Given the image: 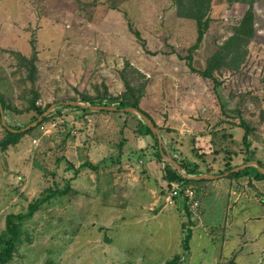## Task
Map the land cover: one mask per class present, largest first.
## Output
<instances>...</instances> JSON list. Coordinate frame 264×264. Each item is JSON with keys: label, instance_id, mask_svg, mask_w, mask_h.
<instances>
[{"label": "rangeland", "instance_id": "1", "mask_svg": "<svg viewBox=\"0 0 264 264\" xmlns=\"http://www.w3.org/2000/svg\"><path fill=\"white\" fill-rule=\"evenodd\" d=\"M211 4L208 30L193 50L197 23L179 15L177 0H0V97L8 106L0 143L7 128L25 129L55 106L45 130L32 128L0 147V236L9 215L42 200L20 223L7 264H165L177 254L181 264H235L216 260L234 243L222 248L199 234L189 253L190 212L146 194L141 151L125 163L122 120L144 131L137 115L67 104L118 109L136 97L161 130L171 117H181L185 128L233 135L248 126L256 146L249 157L259 147L264 156V0L253 1L254 37L222 51L223 67L213 79L202 72L250 4ZM234 147L232 155L244 151Z\"/></svg>", "mask_w": 264, "mask_h": 264}, {"label": "crops", "instance_id": "2", "mask_svg": "<svg viewBox=\"0 0 264 264\" xmlns=\"http://www.w3.org/2000/svg\"><path fill=\"white\" fill-rule=\"evenodd\" d=\"M180 118L173 119L171 117L169 120L167 119V122H163L166 129L159 131L165 146H170L175 156L187 162L191 168L197 167L199 175L221 176V173H219L220 169L226 168L225 166L228 163L232 167L237 168L242 166L246 158L253 154L251 151H254L256 146L252 143L248 153L245 150L239 151V154L235 153L231 156L232 159L228 158L226 151L237 150L235 147L232 148L233 144H237L240 149L244 147L242 144L244 130L241 127H237L234 135L233 132L235 133V130L223 132L227 133V139L223 140L224 144L222 145L224 151L201 159L197 157L193 150V141L196 137L213 131V129L209 127L199 130L195 126L185 128L183 121L182 125L178 124V121L181 120ZM127 119L124 116L122 120L123 126H121V129H124L126 139L122 148L124 159L127 160H125V163L131 164L130 160L136 159L133 155L141 151L142 171L144 170L148 183L146 188L148 192L146 194L154 199L156 204L162 201L165 204L166 191L160 194L159 188L164 191L169 181L166 178L164 164L157 159L154 139L150 135H141L136 132L138 129L136 127L132 128ZM215 130L221 131L222 129ZM238 132L240 133L239 139H237ZM221 133L217 136L219 140L222 138ZM259 149L260 151H255L256 154L253 161L258 163L260 161L264 165L262 148L259 147ZM188 185L197 190V194L202 201L200 220L190 219L194 223V225L190 226L193 230L191 243L199 234L200 236L208 237L211 245L220 244L224 248L227 244H235V247L230 249L227 257L218 256L216 260L235 259V264H244L246 260H252L257 258V256L258 259H264V178L257 177L256 173L251 171L239 177L229 178L228 176H222L198 180ZM140 189L142 190V188ZM181 207L174 208L179 218L182 211ZM181 222L184 223L182 220ZM191 243L189 253L191 252ZM203 251L206 252L205 249ZM183 258L181 256V263Z\"/></svg>", "mask_w": 264, "mask_h": 264}, {"label": "trees", "instance_id": "3", "mask_svg": "<svg viewBox=\"0 0 264 264\" xmlns=\"http://www.w3.org/2000/svg\"><path fill=\"white\" fill-rule=\"evenodd\" d=\"M184 0H177V6L179 7V10L182 12H179V15H181L184 18L192 19L196 21L197 23V29H198V37H197V42L196 45L193 47V50H197L200 48V45L202 44L204 35L206 31L208 30V26L210 23V19L208 17V11L211 9L212 6V0H187L185 4H183ZM238 2H243V1H248L250 4L249 9L247 10L246 14L243 16L241 19L240 23L233 28L232 35L229 37V39L226 41L225 45L223 48H221L217 53L208 61L206 69L202 72V75L207 77V78H214V73L215 71L220 70L223 65L221 63L222 61V51L229 49L230 47H237L239 48L242 43H247L249 42L255 35V15H254V10H253V1L254 0H232ZM184 12V13H183ZM138 35V34H137ZM192 55L189 56V60L192 61ZM134 98V97H133ZM134 101H129V102H124L121 101L119 108L117 111H114L116 113L120 112L121 109L124 108H136L139 111H141L143 114H145L155 125V127L159 128L158 125L155 123V121L151 118V116L146 113L144 110L140 108L139 105V100L135 97ZM0 102L3 106V111L5 112L8 109V106L6 102L0 97ZM93 105H96L93 103ZM99 106H107L108 104H103L99 103ZM47 110V107L42 109L40 111V115H43ZM89 112H93L91 110H86ZM104 113V111H102ZM130 115V114H128ZM0 118H1V112H0ZM47 118H44V120L35 128H40L43 126L46 122ZM142 123V128L144 131L139 130V133L143 135H150L154 139L155 142V147L157 149L156 154H157V159L163 163V156L161 154V148L158 142L157 137L152 133L151 129L147 127L142 120H140ZM242 128V127H241ZM22 128H17L13 129L16 131H20ZM33 129L25 132V133H20V132H13L9 128L6 129L8 138L6 140L2 141L0 143V147L7 148L9 145L15 144L18 142L21 136L24 134H28L32 132ZM250 128L247 126L244 129V136L242 139V144L244 150L248 153L249 149L251 148L252 144L249 141L250 137ZM221 132L213 130L208 133L202 134L198 137H196L193 141L194 145V152L196 153L197 157L203 159L204 157L208 155H215L220 153L221 151H224L223 148V140L227 139V135L225 133L222 134L221 140L218 139V134ZM218 147V148H217ZM164 153H168L171 155L176 162H178L181 167L186 171L187 174L189 175H199L200 173L198 172L197 167L196 168H191L187 162L184 160H180L178 157L175 156L174 152L171 151L170 146H165V149L163 150ZM228 158H231L232 156L231 152L226 151ZM253 161L252 158L248 157L246 158L245 163ZM164 171L166 173V177L170 182L172 181H183L185 182L186 185L193 183L195 181L192 180H187L181 176L177 170L174 169L173 166H171L169 163L164 162ZM259 165L264 168V165L259 161ZM85 166V164L83 165ZM236 167H232L230 163L226 165L225 170L221 172V175L228 173L232 171ZM255 172L257 177L259 178H264V174H261L256 168L250 167L247 168L241 172L238 173H233L230 174L228 177L229 178H234V177H239L243 174H248L249 172ZM77 173V171H75ZM48 199V197H47ZM42 200H36L35 202L31 203L28 207V210L26 213H20V214H12L7 217L6 220V233L2 236H0V246H1V251H0V264H7L11 258L12 254L15 250L16 243L19 239V225L20 223L27 218H31L37 213L40 209ZM192 238V231H188L186 237H185V249L189 250V242L191 241ZM165 264H181V256L176 255L173 259L167 261Z\"/></svg>", "mask_w": 264, "mask_h": 264}, {"label": "water", "instance_id": "4", "mask_svg": "<svg viewBox=\"0 0 264 264\" xmlns=\"http://www.w3.org/2000/svg\"><path fill=\"white\" fill-rule=\"evenodd\" d=\"M67 104H69V105H71L73 107H78V108H83V109H91L93 111H110V112L117 111V109L115 107H113V106H111V107L110 106H91L89 104H84V103H80V102H73V103H67ZM54 108H55V106H51L50 108H48L47 111L36 122H34L33 124L29 125L25 129H21L20 131L13 130L11 128H9V129L11 131H13V132H26V131H28V130H30L32 128H35L43 121V119L46 116H48L53 111ZM0 112H1L2 123H3V125H5L6 124L5 115H4L3 106L1 104V102H0ZM121 112L137 115L144 122V124H146L147 127H149L151 129L152 133L158 139V142H159V145H160V148H161V154L163 156L162 159L164 160V162H167L171 166H173L174 169L177 170L178 173L181 176H183V178H185L187 180L198 181V180L212 179V178H217V177H222V176H229L230 174L241 172V171H243V170H245L247 168H250V167H254L261 174H264V168H262L257 161H251V162L243 164L242 166L234 168L232 171H230L228 173H225V174H223L221 176L189 175L181 167V165L174 160V158L171 155H169L168 153H164L163 150L165 149V143H164V140H163V138L161 136V133H160L159 129L157 127H155L153 122L145 114H143L141 111H139L136 108H124V109H121Z\"/></svg>", "mask_w": 264, "mask_h": 264}, {"label": "built area", "instance_id": "5", "mask_svg": "<svg viewBox=\"0 0 264 264\" xmlns=\"http://www.w3.org/2000/svg\"><path fill=\"white\" fill-rule=\"evenodd\" d=\"M41 129L45 130V126H41ZM178 205L187 208L193 220H200L202 201L197 194V190L190 185H186L183 181H172L167 186L165 206L174 207Z\"/></svg>", "mask_w": 264, "mask_h": 264}]
</instances>
